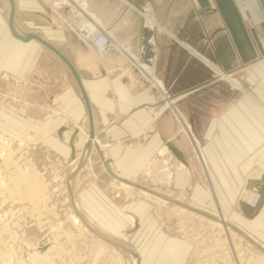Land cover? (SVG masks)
Segmentation results:
<instances>
[{
    "label": "crops",
    "instance_id": "crops-1",
    "mask_svg": "<svg viewBox=\"0 0 264 264\" xmlns=\"http://www.w3.org/2000/svg\"><path fill=\"white\" fill-rule=\"evenodd\" d=\"M250 1L235 0L247 28L263 32L264 15L249 14ZM12 10L20 36L10 26ZM98 31L109 39L103 54L89 40ZM0 91L23 103L18 117L10 105L0 107L1 130L37 131L66 158L72 147L63 131L98 135L103 143L95 152L104 170L132 181L162 175L164 193L218 211L227 223L222 211L229 215L259 251L249 264H264V53L242 62L213 2L4 0ZM165 105L154 116L151 109ZM247 186L262 193L255 207ZM79 197L93 228L134 240L124 230L135 221L106 188L90 183ZM126 208L136 232L150 230L151 242L143 249L111 243L136 252L138 261L130 252L136 264H185L189 243L160 227L150 202L129 200Z\"/></svg>",
    "mask_w": 264,
    "mask_h": 264
},
{
    "label": "rangeland",
    "instance_id": "rangeland-1",
    "mask_svg": "<svg viewBox=\"0 0 264 264\" xmlns=\"http://www.w3.org/2000/svg\"><path fill=\"white\" fill-rule=\"evenodd\" d=\"M3 2L0 0L1 4ZM254 2L251 0L249 6H254ZM261 9L259 13L264 15ZM245 21L251 24L248 18ZM259 27L253 26L262 38L264 31ZM22 104L18 96L8 97L0 91V107L10 105L14 117H18V110H23ZM82 133L84 131L79 129L77 135L84 136ZM62 134L70 140L73 132L63 131ZM95 147L91 149L90 159L81 162L78 157L81 147H74V158H66L51 150L37 131L28 129L11 134L0 129V264H15L16 261V264H132L130 251L98 238L75 223L72 214L79 216L80 212L92 225L81 204L79 211L76 209V199L80 203L79 193L90 183L106 188L111 199L133 223L135 221L124 230L128 236L134 234L132 242L118 239L94 226L109 239L132 249L138 246L143 249L151 242L150 230L144 235L136 232V218L126 208L129 200H146L153 205L154 217L159 220L160 227L169 236L189 243L185 264H249L252 261V251L258 250L239 227L232 226L229 215L222 211L231 228L218 222V211L195 208L186 196L164 193L166 188L162 183L166 179L162 175L153 177L144 173L132 181L109 173L97 161ZM29 176L34 177L38 186L35 200H32L34 190L27 183ZM126 181L132 185L131 189L121 186V182ZM149 189L155 194L148 193ZM160 195L173 201L162 203L157 198ZM240 197L244 198L242 194Z\"/></svg>",
    "mask_w": 264,
    "mask_h": 264
},
{
    "label": "water",
    "instance_id": "water-1",
    "mask_svg": "<svg viewBox=\"0 0 264 264\" xmlns=\"http://www.w3.org/2000/svg\"><path fill=\"white\" fill-rule=\"evenodd\" d=\"M199 4L202 7H207L210 5L211 1L215 4L216 8L218 9L220 16L228 30L231 42L234 46V49L236 50L237 54L241 58L242 62L247 63L252 59V56L257 55V50L263 54L264 53V45L260 41L258 34L254 28L247 29L245 21L242 17V14L235 2V0H197ZM261 8L264 12V0H258ZM10 26L13 30V32L20 36L14 26V16H13V10L10 14ZM147 37V36H146ZM28 38H37L41 40L42 42H45L42 38H40L37 34H30ZM147 38L145 40L146 44V51H149V48L147 46ZM254 41L256 42V45L254 44ZM78 130H75L69 140V143L72 147V157L74 158L76 156L75 152V146H74V137L75 134H77ZM94 137V134H90V137L88 139V143L92 141ZM87 143V145H88ZM261 193V192H260ZM262 194V193H261ZM170 201H173L169 198ZM79 216L83 219V222L87 226V228L93 232L96 236L99 238H102L104 240H107L109 242H114L113 240L107 238L103 234H101L99 231H97L95 228H93L78 212ZM115 243V242H114ZM117 244V243H115ZM134 257H138V254L134 251H130Z\"/></svg>",
    "mask_w": 264,
    "mask_h": 264
},
{
    "label": "bare ground",
    "instance_id": "bare-ground-1",
    "mask_svg": "<svg viewBox=\"0 0 264 264\" xmlns=\"http://www.w3.org/2000/svg\"><path fill=\"white\" fill-rule=\"evenodd\" d=\"M256 1V3H255V5L254 6H248V7H250V9L249 10H251V7H252V10H254L253 8H255V10H260L261 9V5L259 4V2L257 1V0H255ZM212 2V1H211ZM262 10V9H261ZM254 12V11H253ZM254 14L255 13H253V16H254ZM247 27V26H246ZM248 29V28H247ZM259 37V36H258ZM259 39H260V37H259ZM260 41H261V39H260ZM254 44L256 45V42L254 41ZM257 53H258V50H257ZM148 69V66H144L143 67V71L146 73L147 70ZM216 71H217V73L220 75V77L222 78V79H224V80H228V81H230V82H233V84H235L236 86H237V88H240L241 89V87H240V85L235 81L234 82V79H233V77H231V75L230 74H228V73H226L225 71H220V70H218V69H216ZM82 130V129H81ZM83 131V130H82ZM84 133H85V135L83 136V135H81V134H75V137H74V146H76V147H81L82 148V151L81 152H79V155H78V157L80 156V158H81V162H84L85 161V159L87 160H89L90 158H89V156H90V154H91V149L93 148V147H95V146H97V144L98 145H100L101 144V139H100V137L98 136V135H94V137H93V139H92V141L90 142V144L88 143V139H89V137H90V134L89 133H87V132H85L84 131ZM26 135V134H25ZM22 137V136H21ZM28 137V136H27ZM20 139V138H19ZM87 143H88V145H87ZM90 145V146H89ZM6 159V158H5ZM8 160V159H7ZM32 176H29V178L27 177V183H29V185H31L32 187L31 188H33V190H34V195H33V198H32V200H35V199H37V194H38V191H37V185H35V179H34V177L33 178H31ZM31 178V179H30ZM121 186L124 188V189H131V184H129L127 181L126 182H121ZM247 188L248 189H250L249 190V192H248V194H247V196H248V202H251V200L254 198V193H253V189L252 188H250V187H248L247 186ZM259 191V192H258ZM258 193H260V190L258 189ZM30 194V193H29ZM29 197H32V196H29ZM158 198V200L159 201H161L162 203H166L167 202V200H169V198H167V197H165V196H158L157 197ZM262 198V197H261ZM260 198V199H261ZM260 201V200H259ZM76 202H77V206H76V209L78 210V206L80 207V205H79V202H78V200L76 199ZM256 206V205H255ZM255 206H253V205H251V207H255ZM181 210H184V208L183 207H181ZM79 211V210H78ZM72 217H73V219H74V221H75V223H77L78 225H81L85 230H88L89 231V229L87 228V226L85 225V223L83 222V219L80 217V216H78L76 213H73L72 214ZM218 222H220L221 224H223V225H226V226H231V225H229L227 222H225V221H223V220H221V219H218ZM232 227V226H231ZM130 251V250H129ZM134 257V256H133ZM135 258V261L137 260H139V255H138V257H134ZM23 261V260H22ZM134 261V259H133V262H132V264H136V262ZM19 262V261H18ZM16 263H17V261H16ZM15 263V264H16Z\"/></svg>",
    "mask_w": 264,
    "mask_h": 264
},
{
    "label": "built area",
    "instance_id": "built-area-1",
    "mask_svg": "<svg viewBox=\"0 0 264 264\" xmlns=\"http://www.w3.org/2000/svg\"><path fill=\"white\" fill-rule=\"evenodd\" d=\"M90 44L101 54H103L102 52H104V50L107 48L108 49V45H109V39L107 36H105V33L102 31H98L93 37H90ZM109 50V49H108ZM108 53V52H107ZM109 53L111 54V51H109ZM167 107V105H165L162 109L160 110H156L155 108H152V113L154 114V116H157L162 110H164ZM250 189L246 188L244 189V193L248 194ZM253 195L254 198L251 200V202H249L250 205H257L259 203V200L261 198V193H258L256 190H253Z\"/></svg>",
    "mask_w": 264,
    "mask_h": 264
}]
</instances>
